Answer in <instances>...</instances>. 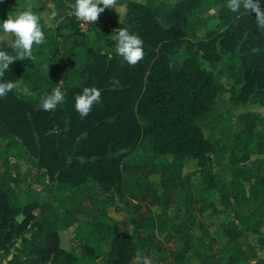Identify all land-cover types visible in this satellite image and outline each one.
<instances>
[{
  "label": "trees",
  "instance_id": "1",
  "mask_svg": "<svg viewBox=\"0 0 264 264\" xmlns=\"http://www.w3.org/2000/svg\"><path fill=\"white\" fill-rule=\"evenodd\" d=\"M74 3L0 0V24L12 15V7L25 10L31 4L40 17L45 38L50 39L34 45L32 59L15 61L0 78V82L21 79L29 90L16 94L13 89L0 98V138L6 140L0 174V262L13 247V257L7 264H24L21 255H35L36 260L30 264H130L137 232L131 221L140 207L122 190L121 166L128 163H153L157 169L169 163L181 167L182 172L193 171L195 179L211 176L218 196L230 193L229 183L240 182L239 169L254 171L253 179L243 183L244 202H234L227 210L215 198L214 205L204 211L206 221L213 217L221 228L230 227L237 214L247 216L240 233L255 257L260 248L255 243L264 237V156L259 152L264 145V125L255 121L254 132L262 135V141L244 147L235 140L243 130L237 115L251 112L258 116L253 100L260 97L264 103V30L258 28L255 12L248 13L243 7L233 12L227 7L228 0H117L116 5L125 7L122 17L115 13L104 17L111 35L118 28H126L143 40L144 58L131 66L117 54L111 36L96 38L109 47L105 53L73 38V34L94 27L90 23L84 30L80 27L81 21L68 7ZM259 3L264 10V0ZM44 10L49 17L53 10L58 15L44 22ZM164 15L169 25L160 21ZM189 23L194 31L203 29L204 36L193 32L187 37ZM221 23L225 26L219 30ZM64 29L73 34L64 33ZM0 50L16 54L1 40ZM175 61H181L179 68ZM49 78L61 88L64 101L44 111L37 103L47 96ZM113 78L119 81L118 86H113ZM223 78L232 83V95L228 97L220 93ZM93 86L101 91L100 102L81 118L74 97ZM142 142L147 143L148 156L141 152ZM242 153L248 154L246 163L229 160L231 155ZM13 160L36 169L26 194L18 186ZM253 160H260L257 168L250 165ZM136 182L159 187L158 181L142 173L136 175ZM60 183L71 187L62 190ZM97 183L109 186L113 196L103 199L104 209L112 204L120 207L121 218L108 213L97 216L122 226L113 234L108 249L102 248L91 223L78 222L74 229L68 228L64 212L54 208L67 209L70 203H79L81 195L92 191ZM54 192L55 200L48 201ZM178 196L175 208L168 210L161 201L160 211L181 209L184 194L180 188ZM82 226L88 230L84 238ZM65 231L80 240L79 253L73 247L61 246L60 236ZM25 233H30V242H39L36 253L31 246L26 251L13 246V240ZM212 240L200 237L198 242L209 245ZM232 248L239 259H245L237 244ZM190 251L181 249L180 261L185 257L194 264H212L210 253L196 260L188 254ZM258 264H264V258Z\"/></svg>",
  "mask_w": 264,
  "mask_h": 264
},
{
  "label": "crops",
  "instance_id": "2",
  "mask_svg": "<svg viewBox=\"0 0 264 264\" xmlns=\"http://www.w3.org/2000/svg\"><path fill=\"white\" fill-rule=\"evenodd\" d=\"M101 7H103V5H101ZM12 9V16H15L19 11H22L21 9L14 7H12ZM116 10H118V12ZM116 10L105 9V11L100 14L99 19L93 24L94 27L83 34H73V31L68 29H64L63 32L73 34L75 40L86 43L91 46L94 51L105 53L109 50V47L102 42H98L96 38L106 39L111 36V27L104 17L110 13H115L119 17H122L125 7L124 5H116ZM121 10H124L122 14L119 13ZM41 16L44 22L50 21V17L46 10L41 12ZM163 17L168 19L167 15L162 16V18ZM9 40H12V36ZM49 40V38H45V43L49 42ZM10 41L5 42L10 43ZM24 89L25 88L23 87V90ZM23 93L25 92L23 91L22 94ZM253 103V110L255 109L258 112V116L253 115L251 112L237 113V119L243 130L236 135L235 140L238 144L244 147H247L253 142L263 140L260 133L254 132V128L256 127V120L264 125V103L260 97L253 100ZM256 108H258V110ZM259 109H263V112L259 111ZM5 144L6 140L0 138V174L4 169L3 158L5 154L3 152V147ZM259 152L264 156V145L260 147ZM229 160L243 164L248 161V154L242 153L240 155H231ZM13 162L16 164L15 173L18 179V186L21 189H24L30 183L33 174H35L33 173L34 169H29L22 160H13ZM250 165L257 168L260 165V160H253ZM123 166H136V175L142 173L150 180H156L159 183V187H154L145 186L135 181L134 188L136 189V195L132 197L126 195L140 207L138 216L131 221L137 232L135 234L136 245L133 248L134 256L130 264H142V262L137 259L138 252L141 256L147 257L151 261V264H194L190 258L184 257V260L180 261V257L182 256L181 249H191L192 251L188 254H192V257L196 260L202 257L205 253H210L212 255V264H258L261 259L264 258V237H259L257 239L255 245L260 246V248L257 249L255 257H252L251 246H248L247 239L240 233V227L245 225L248 221L247 216L237 214L231 221L230 227L221 228L218 223L213 222L215 219L213 217L210 218V222H207L204 211L205 207L214 205L213 202L215 198H217L218 203L227 210L231 209L234 202H244L245 188L243 183L250 182L253 179L254 171L252 172L248 168L239 169L237 171V176L240 179V182L229 183L228 187L230 193L218 196L214 193L211 176L202 179H195L196 175H192L193 171L182 172L181 167L175 164L162 163L158 169L156 167L157 165L153 163H128ZM20 175L24 177L25 180L27 179V182L23 181V185L20 181ZM151 175H155L156 178L151 179ZM262 181L264 184V176ZM197 182L198 184L195 185ZM58 187L62 190H66L69 189L71 185L69 183H60L58 184ZM179 188L182 189L184 194L183 207L175 212H161L159 209L161 201L168 210L175 208L178 205ZM101 190L109 193V186L97 183L92 191L85 192L81 195L79 203H70L67 209H60L59 207H56V205H54V208L57 211L64 212V223L68 228H71L69 220L71 218L74 219L80 217V214H82L81 211L84 199L91 196V201L99 200L101 203L105 196V194L103 196L100 195ZM24 194H26V189H24ZM148 204L152 205L150 210L146 209ZM71 209H74L75 211L71 212ZM88 213L89 212H87L85 218H82L81 220L92 224L96 235L101 240L102 248L108 249L113 234L122 230V226L119 224L112 225L97 218L98 215H103L104 213L96 212V214L87 217L86 215H88ZM21 217L22 216H18V220H21ZM216 219L219 222V218ZM184 220L188 223L182 222ZM83 232L85 233V230ZM72 235L74 236L73 239H76L75 234ZM208 236L213 239L209 245L199 244L198 239L200 237ZM60 237L61 246L65 248L73 247L75 253H79L80 242L77 250L73 239L69 238L68 241H64L66 236ZM12 244L23 251H26L30 246L35 253L39 249L38 241L30 242V233H25L18 239L13 240ZM234 244H237L238 248L243 252L245 259H239L234 254L232 248ZM13 250L14 248L12 247V253H14ZM21 258L24 261V264H30V262L35 261L37 257L35 255H21ZM53 264H59V262H54Z\"/></svg>",
  "mask_w": 264,
  "mask_h": 264
},
{
  "label": "clouds",
  "instance_id": "3",
  "mask_svg": "<svg viewBox=\"0 0 264 264\" xmlns=\"http://www.w3.org/2000/svg\"><path fill=\"white\" fill-rule=\"evenodd\" d=\"M117 0H75L74 4L68 5L71 8V15L84 24H94L105 9L116 10ZM103 5V7H101ZM227 7L233 12H238L241 7L248 12H255L256 23L259 29L264 30V10L261 9L259 0H228ZM118 12V10H116ZM58 13L53 10L50 19L56 18ZM3 32L13 36L15 39L8 44L16 54L11 55L7 51L0 50V78L10 66L17 60L33 58L34 45L45 43V33L40 23V17L33 12L32 5L28 4L25 10L19 11L15 16L9 15L0 24ZM116 43V52L123 58V61L135 66L144 58L143 40L136 34H131L126 28H118L111 35ZM47 68L48 66L45 65ZM113 86H118L119 81L113 78ZM18 84L13 81L0 82V98L7 96ZM28 93V89L23 90ZM101 91L96 87H85L80 94L74 97L75 110L81 118L86 117L92 110L94 104L100 102ZM64 101V95L60 87L51 89L46 97L41 98L40 107L44 111H51L58 104ZM137 259L142 264H151L147 257L137 253Z\"/></svg>",
  "mask_w": 264,
  "mask_h": 264
},
{
  "label": "rangeland",
  "instance_id": "4",
  "mask_svg": "<svg viewBox=\"0 0 264 264\" xmlns=\"http://www.w3.org/2000/svg\"><path fill=\"white\" fill-rule=\"evenodd\" d=\"M123 11L121 10L119 13L122 14ZM160 21L164 25H169V23H170V21L166 17L161 18ZM224 26L225 25L223 23H221V24H219L218 29L219 30H222L224 28ZM193 32L196 33L199 37H203L204 36V30L203 29L202 30H198V31H194L192 23H189V25L187 27V30H186V36L190 38L191 37V34ZM10 37H11L10 35L5 34L4 32H1L0 33V39H4V40H1L3 42L10 41L9 40ZM14 39L15 38L12 36V40L11 41H13ZM6 43H9V42H6ZM173 64L175 65L176 68H179L181 66V61H175V62H173ZM240 71H241V69H240ZM15 82L18 84V88L15 89V93L16 94H22V92H23V85H22L21 79H17ZM221 84H222L223 88H221L222 90H221L220 93L223 94L224 97H228L229 96V93H230V95H232V90H231L232 89V83L229 80L223 78L222 81H221ZM46 86L48 88V92H47L46 95H49L50 92H51V89L55 88V81L52 80V79H50V78L47 79ZM40 103H41V99L38 101L37 105H40ZM259 111L263 112V109H259ZM139 147L141 149V152L145 156H148V151H150V150H149V148L147 146V143L146 142H142ZM128 154H130V158L132 159V154L131 153H128ZM121 169H122V190H123V192L127 196L132 197V196L136 195V189L134 188V185H135V181H136V173H137L136 171H137V168H136V166H130V167L126 166L125 167V166L122 165L121 166ZM35 172H36V169L33 170V173H35ZM146 173L148 174L147 171H146ZM150 177H151V179L152 178H156L155 175H151ZM26 180L24 179V177H22L20 175V181H21V184L22 185H23V181H26ZM106 192L107 191H103V190L100 191V195L101 196H103L105 194V196L103 197V199H105L106 197H110V198L113 197V196H110L111 195L110 189H109V193L107 192L108 194ZM55 198H56V193L54 192V193H51L47 197V200H52L53 201V200H55ZM91 199H92L91 196H88L86 199H84V201H83L84 204H82V211H81L82 214H80V217L79 218H74V219L71 218L69 220V223L71 224V228L74 229L76 227V225L78 224V222H83V220H81V219L82 218H85V214L87 212H89L88 215H86L87 217L88 216H92V215L96 214V212H97V213H104V214L105 213H108V214H111L115 218H117V217H120L121 218V216L118 215L119 214L120 207L117 204L116 205L112 204V205L108 206L106 209H104L103 199H102L101 203L99 202V200H97V201H91ZM150 207H152V205L151 204H148L147 207H146V209L147 210H150ZM74 209L73 210L71 209V212H74L75 211ZM102 209H103V211H102ZM100 215H102V214H100ZM82 227H84V228H81V233H82V236L84 238V237H87L88 230L86 229L85 226H82ZM84 230H85V233L83 232ZM86 230H87V234H86ZM64 235H66V237L64 238V241H68L69 238H71V239L74 238V236L71 235V233L69 231H65ZM73 242L75 243L76 248L78 250L80 240L73 239Z\"/></svg>",
  "mask_w": 264,
  "mask_h": 264
},
{
  "label": "water",
  "instance_id": "5",
  "mask_svg": "<svg viewBox=\"0 0 264 264\" xmlns=\"http://www.w3.org/2000/svg\"><path fill=\"white\" fill-rule=\"evenodd\" d=\"M12 257H13V253L10 252V253L6 256V258L3 259V260L0 262V264H7V262H8L9 260H11Z\"/></svg>",
  "mask_w": 264,
  "mask_h": 264
},
{
  "label": "built area",
  "instance_id": "6",
  "mask_svg": "<svg viewBox=\"0 0 264 264\" xmlns=\"http://www.w3.org/2000/svg\"><path fill=\"white\" fill-rule=\"evenodd\" d=\"M89 24V23H88ZM88 24H84L82 21L80 22V27H82V29H86Z\"/></svg>",
  "mask_w": 264,
  "mask_h": 264
}]
</instances>
